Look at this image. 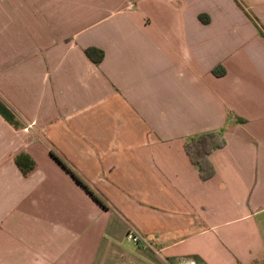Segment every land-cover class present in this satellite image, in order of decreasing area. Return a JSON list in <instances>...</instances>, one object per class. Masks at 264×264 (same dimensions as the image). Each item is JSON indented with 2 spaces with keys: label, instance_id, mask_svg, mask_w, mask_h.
<instances>
[{
  "label": "crops",
  "instance_id": "0c3cea01",
  "mask_svg": "<svg viewBox=\"0 0 264 264\" xmlns=\"http://www.w3.org/2000/svg\"><path fill=\"white\" fill-rule=\"evenodd\" d=\"M257 27L264 0H0V99L20 125L0 116V264H264ZM207 132L225 145L204 182L184 143Z\"/></svg>",
  "mask_w": 264,
  "mask_h": 264
},
{
  "label": "trees",
  "instance_id": "16d2710c",
  "mask_svg": "<svg viewBox=\"0 0 264 264\" xmlns=\"http://www.w3.org/2000/svg\"><path fill=\"white\" fill-rule=\"evenodd\" d=\"M253 20V19H252ZM259 33L264 36V29L257 27ZM86 57L94 64L98 65L104 57V53L94 47L87 48L84 50ZM216 73V71H214ZM0 116L12 127L19 128L18 120L16 114L0 99ZM225 145L224 137L220 132H207L198 134L188 138L184 143V151L189 158L192 165L198 171L200 179L202 181H207L212 178L215 174V168L212 165L209 156L210 154ZM52 158L62 166L72 177L73 179L80 184L84 190L93 197L104 209H106V204L104 200L95 194L91 188L83 182L76 172L64 161V159L54 152H50ZM14 163L18 170L23 176H26L30 171L35 167V163L31 158L24 154L20 153L14 158Z\"/></svg>",
  "mask_w": 264,
  "mask_h": 264
},
{
  "label": "built area",
  "instance_id": "2783aa9c",
  "mask_svg": "<svg viewBox=\"0 0 264 264\" xmlns=\"http://www.w3.org/2000/svg\"><path fill=\"white\" fill-rule=\"evenodd\" d=\"M127 239L129 241H132L133 243H137L139 241L138 237L135 236L133 231L128 232ZM180 264H195L193 260L191 259H184L180 262Z\"/></svg>",
  "mask_w": 264,
  "mask_h": 264
},
{
  "label": "rangeland",
  "instance_id": "374dc122",
  "mask_svg": "<svg viewBox=\"0 0 264 264\" xmlns=\"http://www.w3.org/2000/svg\"><path fill=\"white\" fill-rule=\"evenodd\" d=\"M65 161V160H64ZM66 162V161H65ZM67 163V162H66ZM128 246L130 247V248H132L134 245L133 244H128Z\"/></svg>",
  "mask_w": 264,
  "mask_h": 264
}]
</instances>
